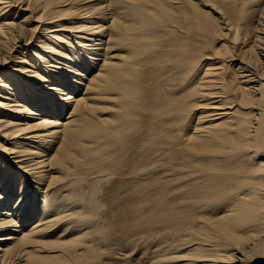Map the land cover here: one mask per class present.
Returning <instances> with one entry per match:
<instances>
[{
    "label": "bare ground",
    "instance_id": "bare-ground-1",
    "mask_svg": "<svg viewBox=\"0 0 264 264\" xmlns=\"http://www.w3.org/2000/svg\"><path fill=\"white\" fill-rule=\"evenodd\" d=\"M91 159L89 192H134L161 228L149 264H264V0H0V264L65 223L42 217Z\"/></svg>",
    "mask_w": 264,
    "mask_h": 264
},
{
    "label": "rangeland",
    "instance_id": "rangeland-1",
    "mask_svg": "<svg viewBox=\"0 0 264 264\" xmlns=\"http://www.w3.org/2000/svg\"><path fill=\"white\" fill-rule=\"evenodd\" d=\"M24 14L28 15L27 12H23L22 15ZM22 15L17 18L12 16L11 19L24 24ZM28 23H25L24 26L29 29L28 34L33 36L35 33L30 32V30L34 29L38 23ZM5 50L9 49L6 48ZM118 53L119 51L110 52L108 56L111 57L113 54L117 55ZM87 61L91 64V73H97L101 62L88 58ZM88 82L85 79V84ZM80 87L82 86L80 85ZM82 89L86 90L87 87L83 86ZM102 98L108 102H105V104L110 106V95L106 94ZM100 108L101 106L97 107L91 113V120L94 122H98L101 117L111 116L109 112L103 115ZM71 110L72 106L68 112L66 111L63 114L64 117H67ZM58 144V141H56L51 147L48 146L51 154L54 153ZM101 164V159H91L85 166L84 177L90 180L84 182L85 186L82 185L84 187L83 192L75 194L72 202H68L67 205L71 210L65 211L64 207L60 208L56 204L55 208L51 212L46 211L43 217L40 215L34 216L31 220L26 221L24 226L16 227L31 235L38 231L33 226L40 222L41 217L42 220L44 218H60V222L65 221L64 224L57 225L59 227L57 229L50 230L48 228L46 232L44 230L41 234L33 235V243L26 247L22 257L16 259L13 264H149L152 261L151 256L155 254L156 250L154 248L158 246V244H152V239L160 235L161 228H151L149 226L146 219L147 209L140 197L134 192L126 193L121 197L123 192L117 187L109 192L104 191L102 193L88 191L89 182L93 179L90 177L97 176L99 171H103L100 168ZM57 174L59 173L53 172L51 176ZM3 176L4 173L1 168L0 186L2 182L10 186V182L3 179ZM46 186L47 182L45 185H40L43 191ZM113 194H118L119 197L115 198L112 196ZM56 197L54 195L52 198ZM57 198L59 199L60 196ZM14 201L16 200H13L12 203ZM42 203L43 199L38 201V209H40ZM39 213L40 211H38ZM21 225H23V222ZM68 227L72 228V232L67 239L71 242L55 247L53 242L56 241L59 235L58 232L66 230ZM17 236L21 238L23 234L20 232ZM29 254L31 256L28 257Z\"/></svg>",
    "mask_w": 264,
    "mask_h": 264
}]
</instances>
